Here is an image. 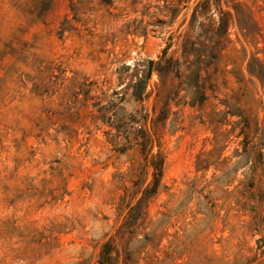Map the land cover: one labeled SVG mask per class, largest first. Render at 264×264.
<instances>
[{
    "label": "rangeland",
    "instance_id": "obj_1",
    "mask_svg": "<svg viewBox=\"0 0 264 264\" xmlns=\"http://www.w3.org/2000/svg\"><path fill=\"white\" fill-rule=\"evenodd\" d=\"M100 1L54 0L44 22L30 26L13 0H0V264H103L106 242L113 245L107 264H264V226L245 231L250 217L226 215L228 203L214 220L199 210L210 190L223 203L248 167L240 165L230 185L214 166L197 170V155L233 128L223 122L241 118L230 110L250 121V137L264 149V0H183L179 7ZM204 1L193 34L199 23L209 37L211 24L224 25L223 49L209 59L210 98L195 106L171 101L160 138L162 184L147 213L126 223L127 209L118 208L125 187L135 189L142 168L152 180L139 147L121 150L126 140L113 141L116 125L141 108L132 96V66L139 63L142 75L154 61L144 102L152 114L157 62L180 57L178 42ZM235 135L224 151L231 157L225 170L241 158L233 156L241 139Z\"/></svg>",
    "mask_w": 264,
    "mask_h": 264
},
{
    "label": "trees",
    "instance_id": "obj_2",
    "mask_svg": "<svg viewBox=\"0 0 264 264\" xmlns=\"http://www.w3.org/2000/svg\"><path fill=\"white\" fill-rule=\"evenodd\" d=\"M13 1L14 5L22 12L26 22L30 26H33L36 23L44 22V18L51 9L54 0ZM137 1L134 0V2ZM182 1L169 2V0H165V6L179 7ZM114 2L115 0H101L100 4L111 7ZM208 4V1L199 2L195 8L190 30L181 35V39L178 42L179 49L181 50L180 57H176L173 54L165 56L157 62V71L161 82L155 90V104L153 105L152 114L145 107L144 102L151 94V91H147V86L152 74L154 61L150 60L148 62L147 68L142 70V75H139L141 72L138 68L139 63H135L132 66L133 68L136 67L134 74L135 82L130 83L133 87L132 96L135 101L141 103V108L137 109L135 114L130 115L128 121L116 125L118 132L113 135V141L115 144L120 143L119 137H123L126 140L122 144L121 150H126L128 147L134 145L138 146L147 162L145 167L152 168V180L147 181L148 172L143 171L142 168V171L137 174L139 179L135 180V189L125 187V193L121 196L118 208L127 209V215L125 216L126 223L137 222L147 213L149 199L159 191L162 184L165 157L160 150V138L163 126L171 112V101L174 100L177 104L183 103L195 106L203 105L210 98L208 95V90L211 89V85H208L209 59L217 57L219 51L223 49V42L218 31L224 25L222 22H220L219 28L214 27L213 24L210 25L214 33L213 37L207 36L209 29H206L202 23L198 25L200 29L198 35H194L192 32L196 28L197 17L204 13ZM72 8L77 9L76 3L73 1ZM222 20L223 18H221ZM226 27L228 28V24ZM253 60L262 63L261 59L257 56H254ZM132 67L131 65H127V70ZM248 69V72L251 74H256L255 69H252L250 64L248 65ZM176 78L178 79L177 84L174 82ZM120 79L124 80V77ZM182 91H184L183 94H181ZM228 114L231 116H241V118L234 121L226 119L223 122V124H232L233 128L227 134L221 132V134H215L212 150L204 151L197 155V170L208 171L214 166L217 170L224 171V175H227V179L224 181L227 182V185L232 184L238 179L237 175L240 165L247 166L248 170L243 171L244 178L239 179L234 189L227 193V197L223 203L219 205L215 199H221L222 197H212L211 194L214 190H210L208 194L203 195L204 198L200 201L199 210L208 218L210 217L214 220L220 217V210L228 203L226 215L231 210H236L237 214L241 216H249V219L243 220L245 231L260 232L264 226V149L261 146L262 141H255L250 137L251 123L241 113L230 110ZM210 124L214 126L215 132L218 133L220 121L213 118L210 119ZM237 128L239 131L236 132ZM234 133H236L235 136L241 137V139L238 142V147L234 150L235 152H233V156H240L241 158L232 168L225 170L224 168L229 165L231 157L224 156V151L228 147L229 135ZM155 144L159 146L156 153L153 151ZM231 174H233V177H230ZM195 190L193 188L192 192H195ZM225 191H228V189ZM139 194H141L140 197H138ZM230 196H232V199H230ZM128 197L130 199L127 201ZM218 206H220L219 209L217 208ZM219 240L221 241V239ZM195 241L196 237L191 238L189 242L190 247H193ZM258 242H264V238H259ZM262 246V244L259 245V247ZM104 247L102 251L103 264H107L111 259L108 247H113V245L111 242H106ZM167 257L172 258L173 254L168 253Z\"/></svg>",
    "mask_w": 264,
    "mask_h": 264
}]
</instances>
